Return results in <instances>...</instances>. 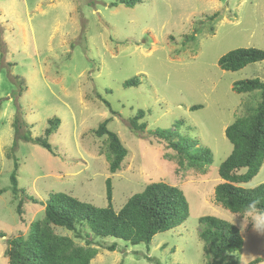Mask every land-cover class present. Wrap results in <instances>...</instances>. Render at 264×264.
<instances>
[{"label": "rangeland", "instance_id": "obj_1", "mask_svg": "<svg viewBox=\"0 0 264 264\" xmlns=\"http://www.w3.org/2000/svg\"><path fill=\"white\" fill-rule=\"evenodd\" d=\"M112 2L0 0V264H8L7 239L26 234L44 209L24 197L23 214H17L20 195L9 182L14 157L18 186L42 202L49 192L60 191L105 207L108 178L115 210L151 182L182 190L188 204L183 223L156 233L148 244L92 238L97 253L91 264H204L198 222L204 215L229 222L237 215L233 224L243 239L238 264L254 259L264 264V234L251 223L242 227L241 215L214 200V187L221 182L218 167L232 149L224 129L260 99L259 91L237 93L232 85L250 78L264 82V60L227 71L218 59L235 48L264 50V0H143L133 7ZM16 76L26 80L20 96ZM133 77L139 83L125 87ZM17 107L34 138L43 135L49 118H60L48 137L53 152L23 140L12 149ZM138 108L145 110L140 119L145 133L177 124L180 134L209 148L212 162L206 172L180 168L164 143L138 138L128 121ZM105 118L128 151L115 173L109 170L103 137L94 134ZM262 182L264 161L240 185ZM55 231L85 245L73 231ZM112 244L114 250L108 249Z\"/></svg>", "mask_w": 264, "mask_h": 264}, {"label": "trees", "instance_id": "obj_2", "mask_svg": "<svg viewBox=\"0 0 264 264\" xmlns=\"http://www.w3.org/2000/svg\"><path fill=\"white\" fill-rule=\"evenodd\" d=\"M143 0H115L127 7H133ZM191 39L194 36L191 35ZM264 50L255 47L235 48L218 59L221 69L237 71L249 63L263 61ZM18 83V95L26 90V80L15 77ZM139 78L133 77L124 81L123 85L134 86ZM232 89L237 93L259 91L260 99L254 107H249L246 114L236 117L224 129V134L232 145L231 152L220 163L218 175L221 182L214 187V200L217 204L234 213H242L245 207L256 202V209L264 211V182L255 187H243L240 184L250 181L259 171L264 161V82L259 78L235 81ZM110 109L107 101L101 100ZM201 107L193 105L191 109ZM111 113H115L110 109ZM145 116V110L138 108L129 117L132 132L149 144H162L170 148L175 155L180 168L188 166L200 173L206 172L212 162L209 148L197 144L196 139L183 136L178 131L177 124L173 129L155 128L145 133L146 122L140 121ZM110 118L102 120L94 129L98 138L104 139L106 158L111 173L120 170L128 153L116 132L108 128ZM60 118L53 116L48 119L42 136L32 137L27 123L22 117L20 107L13 120L14 139L12 149L16 148L18 140L39 144L53 152L48 137L56 131ZM18 159L14 157V167L9 176L11 191L20 195L16 204V212L23 214V198L44 207L43 215L29 223L26 234L14 235L7 239L6 255L8 264H91L97 253L92 246V238L114 237L136 245L150 243L156 233L170 230L183 223L188 216V204L182 190L164 181L151 182L140 191L132 194L126 202L115 210L112 206L111 180H105V192L108 204L97 207L79 200L65 192L51 191L44 202L36 196L27 193L18 186ZM4 189H0V193ZM202 227L199 238L207 259L204 264H238L239 252L243 239L240 229L233 223L213 215L199 217ZM55 227H63L73 231L85 245L75 242L73 237L59 234ZM84 233H81V232ZM90 239H86L89 237ZM115 244L108 249L114 250ZM148 260H152L148 257ZM260 259H254L249 264H256ZM156 264H160L157 260ZM178 264V263H176Z\"/></svg>", "mask_w": 264, "mask_h": 264}, {"label": "clouds", "instance_id": "obj_3", "mask_svg": "<svg viewBox=\"0 0 264 264\" xmlns=\"http://www.w3.org/2000/svg\"><path fill=\"white\" fill-rule=\"evenodd\" d=\"M239 215L243 217L242 227H247V225L251 223L253 230L258 233L264 234V211H258L256 209L255 201L249 203L245 207V210ZM236 216L232 218V220L230 221L231 223L235 222Z\"/></svg>", "mask_w": 264, "mask_h": 264}]
</instances>
